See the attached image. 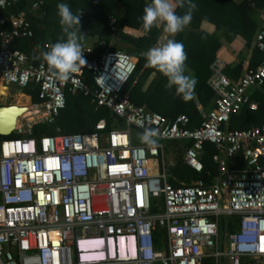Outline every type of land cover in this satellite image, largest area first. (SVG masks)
<instances>
[{
	"label": "built area",
	"instance_id": "1",
	"mask_svg": "<svg viewBox=\"0 0 264 264\" xmlns=\"http://www.w3.org/2000/svg\"><path fill=\"white\" fill-rule=\"evenodd\" d=\"M6 4L0 5V81L8 90L36 89V101L18 94L37 113L20 114L0 139V264H264V123L228 127L243 106L257 107L250 95L264 82V61L231 79L224 62L214 60L207 80L213 107L189 127L185 114L169 119L122 94L136 67L129 50L99 40L103 50L95 55L93 43L82 44L86 64L62 82L42 56L35 63L10 48L33 30L23 14L3 13ZM116 23L109 16V32ZM56 42H45L43 51ZM252 43L264 51V8ZM67 92L106 108L109 125L102 117L87 132L57 127L34 136L35 124L56 120ZM132 128L156 130L157 144L133 142ZM163 140L190 141L182 158L195 172L203 169L204 143L213 144L217 173L210 184L172 185ZM230 218L234 228L222 229Z\"/></svg>",
	"mask_w": 264,
	"mask_h": 264
},
{
	"label": "trees",
	"instance_id": "2",
	"mask_svg": "<svg viewBox=\"0 0 264 264\" xmlns=\"http://www.w3.org/2000/svg\"><path fill=\"white\" fill-rule=\"evenodd\" d=\"M253 7L249 0L236 2L234 0H192L196 9L192 12L191 27L199 28L201 21L206 20L215 26V30L224 28L232 35H241L250 40L257 28V19L254 17L256 8H264V0H253ZM7 4L3 13L12 12L16 15L23 14L31 21L33 35L31 37L14 38L10 48H16L25 52L32 62H38L37 52L43 49L45 42L64 41L66 34L62 31L59 23L57 5L67 4L74 15L79 10L84 14L80 17L81 34L84 43L88 36H97L111 49H124L131 51L136 57V67L133 74L127 80L122 94L137 105L156 111L166 118L174 119L179 114L189 117V127L199 125L201 113L198 105L207 108L210 100L214 97V91L208 84L211 74L210 65L215 59V53L220 47V42L214 32L201 31L194 45L187 52L185 64L193 69V75L197 79L195 86V98L185 102L181 96L175 94V88H166L167 77L154 68H146L147 52L157 42L160 34L158 26L152 27L148 32L139 36L126 34L125 27L140 29L143 26L142 16L144 8L151 0H6ZM38 2L36 7H32ZM188 10L187 3L184 7L175 8L177 15H184ZM116 18V29L108 31V18ZM1 28V26H0ZM175 41L184 45L183 33H177ZM103 50L98 43L94 44V52L97 55ZM264 61V51L256 47L252 50L249 68L255 67ZM186 75V74H185ZM85 80L94 87L92 78L85 72ZM36 90V89H35ZM24 89L25 94L31 95V100L36 101V91ZM250 99L257 103L255 109L243 106L239 112L231 115L228 127L231 129L248 128L253 125L264 123V82L262 86L251 90ZM106 118L110 123L109 111L104 107L96 108L91 102L90 96L81 93H66L65 106L53 123H37L33 126V135L54 133L58 127L61 132H87L92 130L99 118ZM13 135V134H12ZM3 136H0V139ZM172 144H181L182 152L179 154L174 165L168 167V180L174 185L181 183L189 184L195 180H203L206 185L210 184L212 177L217 173V166L212 160L215 146L205 142L200 159L203 169L195 172L183 162V149L190 145V141H170ZM238 160L241 161L240 157ZM238 161V162H239ZM152 210H157L153 206ZM235 219L222 220V229L232 230Z\"/></svg>",
	"mask_w": 264,
	"mask_h": 264
},
{
	"label": "clouds",
	"instance_id": "3",
	"mask_svg": "<svg viewBox=\"0 0 264 264\" xmlns=\"http://www.w3.org/2000/svg\"><path fill=\"white\" fill-rule=\"evenodd\" d=\"M187 3L188 10L184 15H177L175 8L184 7ZM4 0H0V5ZM192 0H151L144 8L142 16L143 28L148 32L159 23L164 24V31L175 36L181 32L192 19V12L196 9ZM59 23L67 39L56 42L49 47L48 51L41 53L49 70L62 82H67L71 74L80 71L86 64L83 57V46L81 41L80 15H74L70 7L65 3L57 5ZM146 68H154L167 77L166 88H175V94L187 102L195 98V76L185 75L187 53L184 45L174 39H168L162 46L152 47L144 53ZM23 85L25 80H21ZM159 134L154 129H146L139 137L141 143L153 147L157 144Z\"/></svg>",
	"mask_w": 264,
	"mask_h": 264
},
{
	"label": "crops",
	"instance_id": "4",
	"mask_svg": "<svg viewBox=\"0 0 264 264\" xmlns=\"http://www.w3.org/2000/svg\"><path fill=\"white\" fill-rule=\"evenodd\" d=\"M234 1L240 2L242 0H234ZM249 1H250L251 5L254 7L255 2L253 0H249ZM262 10L263 9L256 8L255 12H254V17L257 19L256 20L257 21L256 30L258 29V27L260 25L261 11ZM158 27L160 29V34H159V37L157 39V42L153 45V47L162 46L164 43L167 42L168 39L174 38V36H171L170 34H168L167 32L164 31V24L163 23H159ZM202 30L206 31L208 33H212V32L215 33V35L217 36L221 45L215 53V59L214 60L219 59L222 62H224V64H225L224 72L227 74V76H229L231 79L238 78L240 76V74L246 68H248V64L250 62V58L252 55V50L254 48L253 43H252L254 35L252 36V38L250 40H247L245 37H243L239 34L232 35L231 33H228L227 30L224 28L215 30V26L212 23H210L206 20H203V21H201L199 28H195V27H191V26L187 25L181 31L183 33L184 49H185L186 53L188 52L189 48L195 44L197 37L199 36V34L201 33ZM256 30H255V32H256ZM123 31L126 34H129L132 36H139V35H142L143 33H145L143 26L140 29L125 27L123 29ZM93 39L95 41H92ZM96 39H98V40H96ZM99 40L100 39L97 36H88L83 44L93 43V45H94L95 43H98ZM42 52H44V51L40 50L37 52V54L39 56H42L41 55ZM214 60L212 61V63L214 62ZM212 63H211V65H212ZM211 65H210V69H211ZM193 72H194L193 69H191L189 66L186 65L185 74L192 76ZM5 89H6V87H5ZM214 98H215V94H214V97L210 100L207 108H204V107L198 105V109L201 113V118H202L203 113L212 109L213 104H214ZM251 101L256 103L253 100H251ZM238 157L239 156H237V159H236L237 162L239 161Z\"/></svg>",
	"mask_w": 264,
	"mask_h": 264
},
{
	"label": "rangeland",
	"instance_id": "5",
	"mask_svg": "<svg viewBox=\"0 0 264 264\" xmlns=\"http://www.w3.org/2000/svg\"><path fill=\"white\" fill-rule=\"evenodd\" d=\"M98 40V39H96ZM92 41H95L94 39ZM5 87V86H4ZM13 86H10V89L8 90L6 87V92L4 95H0V105H7V104H15V105H24L27 107V110L22 114V116H33V112L36 110V106L29 107L26 102V98L22 95H19V92H24L23 89L18 88L17 86L12 88ZM8 90V91H7ZM142 134V131L132 128L131 129V135H132V141L133 142H141L139 137ZM162 144L164 146V159L166 167L172 166L175 164L179 154L182 152V145L181 144H172L170 141H162ZM220 232L221 229H220ZM220 239H223V236L221 234Z\"/></svg>",
	"mask_w": 264,
	"mask_h": 264
},
{
	"label": "water",
	"instance_id": "6",
	"mask_svg": "<svg viewBox=\"0 0 264 264\" xmlns=\"http://www.w3.org/2000/svg\"><path fill=\"white\" fill-rule=\"evenodd\" d=\"M10 85L9 82H4ZM24 107L15 104L0 105V136L9 135L14 129L18 116L23 112Z\"/></svg>",
	"mask_w": 264,
	"mask_h": 264
},
{
	"label": "bare ground",
	"instance_id": "7",
	"mask_svg": "<svg viewBox=\"0 0 264 264\" xmlns=\"http://www.w3.org/2000/svg\"><path fill=\"white\" fill-rule=\"evenodd\" d=\"M5 87H6V86H5ZM5 87H4L3 84H1V82H0V95H4V94H5V92H6ZM17 106H19V107H24V110H23V112H22L21 114H23V113L27 110V107L24 106V105H17ZM35 113H37V110H35V111L33 112L32 115L34 116Z\"/></svg>",
	"mask_w": 264,
	"mask_h": 264
}]
</instances>
